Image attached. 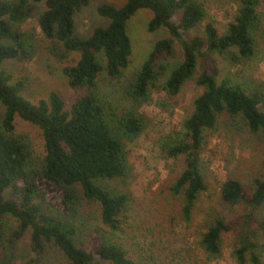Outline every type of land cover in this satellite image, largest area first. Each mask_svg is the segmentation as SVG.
I'll use <instances>...</instances> for the list:
<instances>
[{"label": "trees", "instance_id": "obj_1", "mask_svg": "<svg viewBox=\"0 0 264 264\" xmlns=\"http://www.w3.org/2000/svg\"><path fill=\"white\" fill-rule=\"evenodd\" d=\"M41 2L45 9L39 14V26L52 42L49 50L60 60L79 55L61 69L78 93L69 108L55 90L32 102L23 95L24 81L1 68L7 59L29 56L24 33L17 26L32 17L35 4ZM90 2L0 0V102L5 108L0 116V264H14L17 242L27 231L32 256L24 264H49L45 260L48 244L61 249L68 264H136L117 235L128 195L112 193L102 184L104 179L126 177L128 164L125 145L110 125L109 116L115 113L100 95L99 78L103 72L115 80L124 75L133 51L127 24L139 9L153 12L150 32L164 28L168 36L155 41L127 86L134 105L151 103L152 89L163 77L167 97L155 101L160 107L170 106L188 81L194 79L203 88L191 114L155 141L163 157H185L184 169L171 190L182 195L186 221L193 219L200 195L209 187L202 150L207 131L217 126L219 117H240L249 131L264 137V91L232 72L225 61L242 64L255 57L262 20L260 0H237V11L224 33L208 19L200 0H126L121 7L104 3L97 10L109 19L108 25L95 27L88 37L79 36L75 16ZM201 25L203 31L196 32ZM175 42L183 56L169 69L165 61L173 54ZM101 54L104 60L99 59ZM17 116L42 130L41 165L33 163L31 145L15 134ZM120 128L126 136L138 135L143 129L141 117L127 111L120 118ZM220 188L226 204L244 205L246 210L243 218L218 216L208 222L201 238L204 250L216 257L223 236L232 233L239 264L264 263V154L249 183L229 178ZM82 199L100 204L102 223L108 228L95 230L84 245L78 242L73 219ZM6 215L17 223L10 234Z\"/></svg>", "mask_w": 264, "mask_h": 264}, {"label": "rangeland", "instance_id": "obj_2", "mask_svg": "<svg viewBox=\"0 0 264 264\" xmlns=\"http://www.w3.org/2000/svg\"><path fill=\"white\" fill-rule=\"evenodd\" d=\"M125 2L126 0H91L76 13V34L88 37L95 27L108 25L109 19L98 13L99 5L106 3L121 7ZM200 2L208 13V19L214 22L220 32H226L237 11V0ZM260 2L262 20L257 31L255 57L244 60L242 64L230 62L229 58L225 61L232 72L238 73L242 79L264 91V0ZM35 6V14L17 26L24 33L29 56L21 60L7 59L1 68L15 79L24 81L23 95L32 102L47 98L55 90L63 96L69 108L78 93L70 87L61 69L64 65L75 62L79 55L72 53L67 59L60 60L49 50L52 42L46 38L39 26V14L45 9V3H36ZM152 17L153 12L150 9L142 8L127 24L133 51L122 78L110 79L105 72L99 78L100 95L106 104L112 105L115 113L109 116L110 125L125 145L128 164L126 177L102 180V184L112 193L128 195L129 204L121 216L117 235L136 264H239L234 255L236 238L232 233L223 236L222 249L216 257L209 256L204 250L201 238L207 229V223L215 217L224 216L228 220L243 218L245 206L231 207L226 204L221 197L220 185L229 178L250 182L262 165L264 137L249 131L240 117L233 118L227 114L219 117L217 126L207 131L202 150L209 187L200 195L193 219L186 221L183 217L182 195H175L171 190L177 175L184 169L185 157H163L155 141L161 134L178 128L191 114L194 99L203 88L194 79L188 81L167 107H160L155 102L167 97L162 89L166 79L164 77L152 89L151 103L134 105L127 96V86L142 67L155 41L168 36V31L164 28L155 32L148 30ZM195 31L202 32L203 25ZM182 56V48L175 42L173 54L165 61L169 69L176 66ZM98 57L104 60L102 54ZM127 111H134L143 123L142 131L134 137L126 136L120 128V118ZM4 112L5 108L0 102V116ZM15 124V134L31 145L33 163L41 165L45 154L42 130L18 116ZM44 204L46 207L47 204ZM5 219L10 234L16 229L17 223L8 215ZM73 219L78 230V242L82 245L86 244L95 230L108 229L102 223L98 202L80 200ZM2 253L0 249V258ZM30 256V231H27L17 242L14 264H24ZM45 260L49 264H68L63 251L53 244L46 246ZM95 264L110 263L97 261Z\"/></svg>", "mask_w": 264, "mask_h": 264}]
</instances>
